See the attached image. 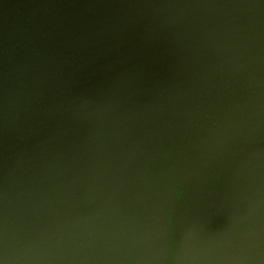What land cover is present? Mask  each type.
Here are the masks:
<instances>
[{
  "label": "rangeland",
  "instance_id": "374dc122",
  "mask_svg": "<svg viewBox=\"0 0 264 264\" xmlns=\"http://www.w3.org/2000/svg\"><path fill=\"white\" fill-rule=\"evenodd\" d=\"M91 6L73 118L0 153V264L97 234L113 264H264V0Z\"/></svg>",
  "mask_w": 264,
  "mask_h": 264
},
{
  "label": "water",
  "instance_id": "95a60500",
  "mask_svg": "<svg viewBox=\"0 0 264 264\" xmlns=\"http://www.w3.org/2000/svg\"><path fill=\"white\" fill-rule=\"evenodd\" d=\"M91 4L0 0V153L73 118L75 78L106 44ZM104 241L98 234L57 241L16 264H113Z\"/></svg>",
  "mask_w": 264,
  "mask_h": 264
},
{
  "label": "flooded vegetation",
  "instance_id": "af4514ba",
  "mask_svg": "<svg viewBox=\"0 0 264 264\" xmlns=\"http://www.w3.org/2000/svg\"><path fill=\"white\" fill-rule=\"evenodd\" d=\"M3 239V235H0V239ZM4 248L3 246L0 247V249Z\"/></svg>",
  "mask_w": 264,
  "mask_h": 264
}]
</instances>
